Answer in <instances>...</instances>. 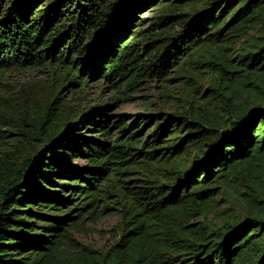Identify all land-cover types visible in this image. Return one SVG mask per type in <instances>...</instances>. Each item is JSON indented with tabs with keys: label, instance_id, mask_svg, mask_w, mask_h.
<instances>
[{
	"label": "trees",
	"instance_id": "16d2710c",
	"mask_svg": "<svg viewBox=\"0 0 264 264\" xmlns=\"http://www.w3.org/2000/svg\"><path fill=\"white\" fill-rule=\"evenodd\" d=\"M202 1L0 0V74L55 62L69 84L98 76L132 83L232 42L234 59L217 69L223 79L238 73L216 113L150 127L142 120L135 131L121 118L113 145L87 134L112 135L104 106L45 126L63 108L56 96L47 101L35 137L17 139L22 159L1 160L0 264H264L262 193L241 218L218 225L206 215L240 175L264 171V0ZM149 11L157 15L145 30ZM112 204L118 240L106 252L81 247L73 232Z\"/></svg>",
	"mask_w": 264,
	"mask_h": 264
},
{
	"label": "rangeland",
	"instance_id": "374dc122",
	"mask_svg": "<svg viewBox=\"0 0 264 264\" xmlns=\"http://www.w3.org/2000/svg\"><path fill=\"white\" fill-rule=\"evenodd\" d=\"M207 1L203 0L198 6L201 7ZM190 11L191 7L186 6L183 13ZM155 15H157L155 11L142 14V17H145L143 26L145 30L151 26V20ZM175 28L177 31L180 29L179 26ZM236 46L232 42L228 48L223 46L200 48L195 57L187 60L177 70L170 72L171 68H168L163 69L165 72L146 73L138 76L132 83L128 80L101 79V76H98L90 79L87 84H69L60 77L69 78L71 74L67 75L65 69H59L55 62L48 68L30 66L6 70L0 74V175L3 172L1 164L3 158L10 157L14 162L22 159L23 150L17 139L27 144L28 137H35L37 131L35 124L39 122V115L41 117L45 115L42 107L54 96H56L54 100L58 98L54 107L62 104L63 108L53 109L45 126H53L55 121L64 120L68 115L96 106L105 107L104 111L111 126L123 118L127 125L135 127L134 131L139 128L138 124L142 120L146 123L151 121L148 126L150 127L156 123L165 124L171 115L173 117L190 112L206 113L205 115L209 116V112L216 113L219 101L223 99L222 91L225 95L229 93L228 88L224 87L225 84L231 86V80L238 76V73H228L223 79L217 68L222 66L225 59L229 57L234 59ZM229 77L231 79H228ZM234 85L239 86L238 83ZM59 112L62 113L61 118L56 119L60 115ZM175 124L176 121H171L170 129L175 127ZM111 129L112 135L109 137H102L95 130L87 134L113 145L120 135V129L115 126ZM186 132L182 135L185 136ZM149 134L150 131L147 130L141 133L144 136L143 142L147 140ZM129 135L130 133L123 135L121 140L127 139ZM140 137L138 135L136 139ZM85 162L82 159L73 160L74 164ZM260 169L257 167L253 172L255 174L244 172L240 175L226 195H222V192L217 197V207L206 213L207 219L221 225L220 219L224 216L241 218L254 200L252 194L264 195V171ZM256 175L261 176L262 181L253 184ZM249 187H253V191ZM111 206L112 210L105 211L99 219H87L73 232L81 247L106 252L118 240L121 217L117 210L118 206L116 204Z\"/></svg>",
	"mask_w": 264,
	"mask_h": 264
}]
</instances>
